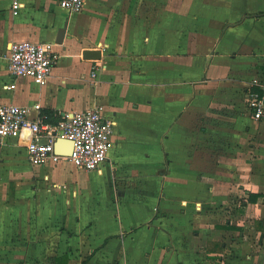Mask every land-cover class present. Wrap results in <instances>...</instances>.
<instances>
[{
  "label": "crops",
  "instance_id": "obj_1",
  "mask_svg": "<svg viewBox=\"0 0 264 264\" xmlns=\"http://www.w3.org/2000/svg\"><path fill=\"white\" fill-rule=\"evenodd\" d=\"M21 39L59 54L45 84L10 73ZM259 83L264 0H87L76 13L0 0V104L41 103L51 122L102 104L115 129L95 170L0 147V264H264V120L247 105ZM31 175L40 185H6Z\"/></svg>",
  "mask_w": 264,
  "mask_h": 264
},
{
  "label": "built area",
  "instance_id": "obj_2",
  "mask_svg": "<svg viewBox=\"0 0 264 264\" xmlns=\"http://www.w3.org/2000/svg\"><path fill=\"white\" fill-rule=\"evenodd\" d=\"M58 2L70 13H76L84 9L87 0ZM19 7V3L13 5L15 11ZM58 58L59 54L51 44L21 39L13 41L9 47L8 67L15 77L29 76L45 84ZM99 67V64L93 67L92 76H96ZM247 105L255 120H264V83H259L258 88H250ZM41 108V103H35L32 107L15 103L0 104V147L16 141L26 150L28 159L34 165L57 164L68 160L85 170H95L109 160L115 129L113 121L106 117L102 104L62 113L56 122L48 121L47 116L41 113ZM33 109L37 114L31 117ZM26 131L30 135L27 141H23ZM59 138L73 141L69 155L56 150Z\"/></svg>",
  "mask_w": 264,
  "mask_h": 264
},
{
  "label": "rangeland",
  "instance_id": "obj_3",
  "mask_svg": "<svg viewBox=\"0 0 264 264\" xmlns=\"http://www.w3.org/2000/svg\"><path fill=\"white\" fill-rule=\"evenodd\" d=\"M0 149H3V148H0ZM22 151H24V150H22ZM24 154V153H23ZM1 155V154H0ZM22 155V154H21ZM72 168V167H71ZM19 181H21V184H20V182ZM19 181H17L16 179H14V178H12V179H10V180H8L7 182H6V185H40L38 182H36L35 180H34V175H31V176H28V177H24V178H22L21 180H19ZM24 182H26V183H24ZM22 197H27V195L26 194H22ZM29 198V197H28ZM16 206H19V204H16ZM20 207V206H19ZM22 207H23V204H22ZM44 209H45V207H43ZM29 209H30V207H29ZM35 209V211L34 212H37L38 211V207H35L34 208ZM264 217V216H263ZM263 221H264V219H263ZM263 232H264V225H263ZM256 241H258L257 243H256V245H257V247H256V249H257V254H258V252L261 254V261H264V234L260 237V239L259 238H257L256 239Z\"/></svg>",
  "mask_w": 264,
  "mask_h": 264
},
{
  "label": "water",
  "instance_id": "obj_4",
  "mask_svg": "<svg viewBox=\"0 0 264 264\" xmlns=\"http://www.w3.org/2000/svg\"><path fill=\"white\" fill-rule=\"evenodd\" d=\"M63 33V31L61 32ZM85 58H100L98 50H86L84 52ZM73 141L69 139L59 138L56 142V150L64 155H69L72 151Z\"/></svg>",
  "mask_w": 264,
  "mask_h": 264
},
{
  "label": "trees",
  "instance_id": "obj_5",
  "mask_svg": "<svg viewBox=\"0 0 264 264\" xmlns=\"http://www.w3.org/2000/svg\"><path fill=\"white\" fill-rule=\"evenodd\" d=\"M261 195H262V193H257V194L250 193V200H251L252 202H254V201H256L257 198H258L259 196H261ZM62 260H63V258H61L60 260H58V261H60L59 264L61 263Z\"/></svg>",
  "mask_w": 264,
  "mask_h": 264
}]
</instances>
